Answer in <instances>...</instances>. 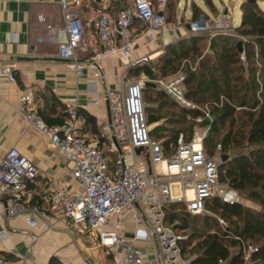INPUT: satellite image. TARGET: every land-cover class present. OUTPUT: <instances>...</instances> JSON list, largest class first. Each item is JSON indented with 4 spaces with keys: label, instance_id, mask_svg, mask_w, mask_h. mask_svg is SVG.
Segmentation results:
<instances>
[{
    "label": "built area",
    "instance_id": "1",
    "mask_svg": "<svg viewBox=\"0 0 264 264\" xmlns=\"http://www.w3.org/2000/svg\"><path fill=\"white\" fill-rule=\"evenodd\" d=\"M101 1L102 6L89 3L86 10L88 22L102 46L87 61L82 57L88 54L91 45L85 36L81 0H60V13L49 26L51 37L56 36L59 42V57L78 75L83 74L86 62L103 78L101 59L110 56L121 61L119 87L106 89L103 96L109 118L99 125V131L93 135L83 131L85 120L79 115L77 104H66L67 119L63 123L48 124L30 92L19 97V113L64 154L79 184L76 190H70L49 179L43 201L61 211L75 226L95 234L100 245L118 259V264H176L180 242L186 235L184 229L176 228L179 219L166 223V208L181 202L186 212L201 214L213 198L233 204L241 203L242 196L221 180V144L213 156L203 145L209 126H204L189 142L181 134L174 149L166 150L162 141L151 136L147 122L143 97L146 79L131 80L126 75L129 67L151 61L150 54L138 57L133 54L140 46L154 42L156 32L167 27L169 0ZM107 8L115 10L116 16ZM138 22L140 29L135 27ZM188 32L209 36L237 34L224 14L215 19L202 15L191 18ZM240 57L245 59L244 54ZM11 66L5 65L3 72L10 81H15ZM184 79L180 73L155 81L179 106L202 111L194 118L198 125L212 120L207 106L200 107L187 98ZM105 146L108 152L117 155L113 169L108 165ZM137 148L142 149L137 152ZM38 175V166L15 146L7 150L0 162V199L6 200L3 214L21 218L31 228L39 226L42 207L39 201L32 200L27 186ZM128 215L134 222L132 237L126 235ZM219 222L225 224L221 218ZM136 240L149 241L151 252L137 246ZM253 250L256 248L250 245L245 253L247 261ZM0 264L7 261L0 259Z\"/></svg>",
    "mask_w": 264,
    "mask_h": 264
},
{
    "label": "crops",
    "instance_id": "2",
    "mask_svg": "<svg viewBox=\"0 0 264 264\" xmlns=\"http://www.w3.org/2000/svg\"><path fill=\"white\" fill-rule=\"evenodd\" d=\"M203 1L209 6L206 0ZM89 3L94 7L102 6L101 0H81L85 36L91 45L88 54L82 57L85 61L102 48L86 16ZM222 3L223 11L212 14L218 9L215 4L212 8L209 6L211 11L207 12L193 2L190 17L176 26L167 16V27L156 32L154 42L135 50L134 57L142 54L158 57L167 44L189 35L188 21L193 16L194 5L215 19L214 16L228 12ZM107 10L116 16L115 10ZM59 13L60 0H0V162L7 150L15 146L38 166L39 175L28 183L27 190L32 200L39 201L42 207L39 226L31 228L21 218L3 214L6 200L0 199V250L10 256L5 259L10 264H48L51 256L58 257L63 264H118V259L107 247L100 245L95 234L82 226H75L61 211L43 201L49 179L70 190H76L79 184L73 178L71 164L64 154L51 144L48 136L31 127L18 110L20 95L30 92L48 124L63 123L67 119V103L77 104L78 113L85 120L83 131L87 134H96L99 125L109 118L108 104L103 101V96L106 89L119 87L121 61L110 56L101 59L103 78L86 62L83 74L78 75L67 61L59 57V42L56 36L51 37L49 26ZM5 65H12L15 81H10L3 72ZM136 67L126 70L128 79H146V85L159 86L155 80L164 78H150L145 72L134 77L131 70ZM94 100L100 103L96 104ZM156 124H151V129ZM197 128L203 130L204 126L197 125ZM246 205L259 207L251 201ZM129 215L126 235L132 237L134 222ZM135 244L151 252L149 241L136 240ZM191 258H186L180 250L176 264H185Z\"/></svg>",
    "mask_w": 264,
    "mask_h": 264
},
{
    "label": "trees",
    "instance_id": "3",
    "mask_svg": "<svg viewBox=\"0 0 264 264\" xmlns=\"http://www.w3.org/2000/svg\"><path fill=\"white\" fill-rule=\"evenodd\" d=\"M206 1L211 8L214 6L211 0ZM240 8L241 24L236 27L239 37L189 34L167 44L154 66L143 64L131 70L134 72L141 67L150 78L178 71L184 73L187 98L209 109L212 120L199 125L209 126L203 145L210 156L221 144V180L259 206L229 204L213 198L207 202L203 228L198 230L194 226L190 233L188 218L201 214L186 212L181 202L168 206L166 223L179 219L177 230L184 229L183 233L187 234L180 242V250L186 258L192 256L189 264H244L248 261L264 264V10L258 0H243ZM200 15L209 17L194 5L192 18ZM206 40L207 50L204 51ZM242 54L244 60L240 57ZM146 93L158 100V106H153L147 114L148 124L158 122L166 114L170 120L169 130L155 132L157 124L151 129V136L162 140L166 150L176 146L181 134L186 141H191L192 123L202 111L179 106L152 83L145 85L143 97ZM149 107L145 105L146 112ZM168 107L178 108L179 113L175 116V111L171 110L158 114ZM210 145L213 146L208 149ZM219 218L225 224H221ZM250 245L256 250L247 261L245 253ZM9 258L0 250V259ZM48 264L63 263L51 256Z\"/></svg>",
    "mask_w": 264,
    "mask_h": 264
},
{
    "label": "rangeland",
    "instance_id": "4",
    "mask_svg": "<svg viewBox=\"0 0 264 264\" xmlns=\"http://www.w3.org/2000/svg\"><path fill=\"white\" fill-rule=\"evenodd\" d=\"M213 1H214L215 6H217L218 9L216 11L214 10L213 11L214 13H212V14L220 13V12L223 11V9H224V6H223L224 4L222 3V1H223L225 3L226 8H228V12L226 14H224V15L231 20V22H232L234 27H238L241 24V22H240L241 21L240 4H241V2L243 0H213ZM193 2H195L198 5H200L207 12L211 11L210 7L208 5H206L203 0H169L168 8H167V16H168V20L171 22V24H174V26H176V25H179L181 23H184L186 18L190 17L191 5H192ZM258 2L260 4L261 8L264 10V0H258ZM185 9H186V11H185ZM214 17L217 18V16H214ZM135 27L137 29H140L141 28V24L138 22V23L135 24ZM235 36L239 37L238 34H236ZM203 48H204V51L207 50V40L204 41ZM156 62H157V56L153 57L151 59V61L148 62L149 64L147 63L146 65L154 66L156 64ZM141 73H144V70L141 67H139L134 72H132L131 75H133L134 77H139L141 75ZM180 73L184 74L182 71H178V72L170 74L168 76L173 77V76L178 75ZM156 87L158 89H161V86H156ZM149 94H151V93H149ZM144 101H145L146 107H147V105H150L149 110L147 111V114L149 115V111H151L153 109V106H155V107L158 106V104H157L158 100L151 99V97H149V95H147V93H146V94H144ZM169 105L170 104H168V106ZM171 110L175 111V113H174L175 116H176L177 113H179L178 108H176V107L169 108L168 107V109H163L162 108L158 112V114L162 113V115H163V113L164 114H166L167 112L170 113V112H172ZM168 116H169V114H166L162 119H160L157 122V124H159V126H157L154 129L155 132H158V131L162 132V130H169V126H170L169 125V121L170 120L167 119ZM191 121L194 122L193 120H191ZM189 124L190 123H186V125H189ZM197 125H198V123H196V122H194V124L192 123L193 134H192L191 139H193V137H194V135L196 133L202 131V128H197L198 130L195 129V127H197ZM203 126L204 125H200V127H203ZM153 127H155V125ZM212 146L213 145H210V146H207V147H208V149H210V148H212ZM214 148L215 147H213V150H214ZM107 149H108V146H105V155H106V158H107V162H108V165H109L110 169H113L114 160L116 159L117 155L114 154V153L108 152ZM127 160H130L129 156H127ZM248 201H250V200H247L246 198H244V196L241 198V203L242 204L246 205L248 203ZM252 203L255 204L254 206L257 205L254 202H252ZM183 208L185 210V206ZM205 213L206 212L201 213V215L199 217H195V218L194 217H190V219L188 218V226H189L188 233H190L193 230L194 226H197L198 230L203 228L204 218H202V217H203V214H205ZM185 235L187 237V234H185ZM244 264H255V263L248 261V262H246Z\"/></svg>",
    "mask_w": 264,
    "mask_h": 264
},
{
    "label": "water",
    "instance_id": "5",
    "mask_svg": "<svg viewBox=\"0 0 264 264\" xmlns=\"http://www.w3.org/2000/svg\"><path fill=\"white\" fill-rule=\"evenodd\" d=\"M253 1H255V0H253ZM238 45H239V48L241 49L240 43H239ZM141 149H142V148H137L136 151L139 152ZM7 264H10V263H7Z\"/></svg>",
    "mask_w": 264,
    "mask_h": 264
},
{
    "label": "bare ground",
    "instance_id": "6",
    "mask_svg": "<svg viewBox=\"0 0 264 264\" xmlns=\"http://www.w3.org/2000/svg\"><path fill=\"white\" fill-rule=\"evenodd\" d=\"M189 194H191V191H188Z\"/></svg>",
    "mask_w": 264,
    "mask_h": 264
}]
</instances>
